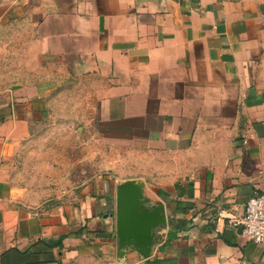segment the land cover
Here are the masks:
<instances>
[{
	"label": "crops",
	"instance_id": "obj_1",
	"mask_svg": "<svg viewBox=\"0 0 264 264\" xmlns=\"http://www.w3.org/2000/svg\"><path fill=\"white\" fill-rule=\"evenodd\" d=\"M129 179L172 220L149 257L118 247ZM263 192L264 0H0V264H264L228 224Z\"/></svg>",
	"mask_w": 264,
	"mask_h": 264
},
{
	"label": "water",
	"instance_id": "obj_2",
	"mask_svg": "<svg viewBox=\"0 0 264 264\" xmlns=\"http://www.w3.org/2000/svg\"><path fill=\"white\" fill-rule=\"evenodd\" d=\"M117 239L121 252L135 249L149 257L155 241L157 228L172 220L163 204L149 205L144 195V182L129 179L117 187Z\"/></svg>",
	"mask_w": 264,
	"mask_h": 264
},
{
	"label": "rangeland",
	"instance_id": "obj_3",
	"mask_svg": "<svg viewBox=\"0 0 264 264\" xmlns=\"http://www.w3.org/2000/svg\"><path fill=\"white\" fill-rule=\"evenodd\" d=\"M67 104V113L68 115H73V113L76 112V109L80 110L82 107V110L87 108L90 103L86 100V96H80V95H69L66 99ZM43 133V132H42ZM73 135H75L73 133ZM58 134H55V139L58 137ZM67 136L69 139L72 137L74 140V136L71 135H64V137ZM53 139V142L55 141ZM42 141H44V135L40 134L38 138H36V147L33 150H29L26 155H23L22 158L18 159V165L16 166L17 172H15L14 176L12 177L13 184H16L22 188L28 189L29 192H38L41 190L42 186L49 184L47 179L50 176V169L52 170V167L46 166V163H48L47 159H44L43 155H46L49 152L47 149H42ZM52 141V138H51ZM40 148V149H39ZM84 151L81 150H68L67 156L69 163H73L77 166V160L79 159V163L81 164L83 161L82 153ZM58 151L56 153L52 152V157H57ZM48 158V156L46 157ZM70 159V160H69ZM51 163L53 159H51ZM43 163H45L43 165ZM53 171V170H52ZM47 180V181H46Z\"/></svg>",
	"mask_w": 264,
	"mask_h": 264
},
{
	"label": "built area",
	"instance_id": "obj_4",
	"mask_svg": "<svg viewBox=\"0 0 264 264\" xmlns=\"http://www.w3.org/2000/svg\"><path fill=\"white\" fill-rule=\"evenodd\" d=\"M220 218H224L223 210L219 212ZM228 224L240 227V233L247 241L264 244V192L249 197L243 213L229 216Z\"/></svg>",
	"mask_w": 264,
	"mask_h": 264
}]
</instances>
